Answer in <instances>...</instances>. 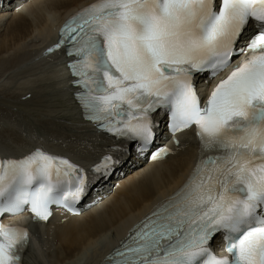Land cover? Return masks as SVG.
I'll use <instances>...</instances> for the list:
<instances>
[{
	"label": "snow or ice",
	"instance_id": "1",
	"mask_svg": "<svg viewBox=\"0 0 264 264\" xmlns=\"http://www.w3.org/2000/svg\"><path fill=\"white\" fill-rule=\"evenodd\" d=\"M249 25L250 54L202 102L194 77L214 78L242 55L236 44ZM65 42L90 119L143 151L155 135L151 114L167 110L172 131L194 127L201 144L185 184L110 264H264V0H97L66 23L56 47ZM111 163L105 157L96 171ZM86 180L42 150L0 160V216L30 205L48 220L53 204L81 198ZM218 234L231 258L209 247ZM28 238L27 229L0 223V264H20Z\"/></svg>",
	"mask_w": 264,
	"mask_h": 264
},
{
	"label": "bare ground",
	"instance_id": "2",
	"mask_svg": "<svg viewBox=\"0 0 264 264\" xmlns=\"http://www.w3.org/2000/svg\"><path fill=\"white\" fill-rule=\"evenodd\" d=\"M2 1L0 154L19 155L39 145L68 153L85 166L110 147L127 152L129 144L120 146L82 118L62 56L49 51L57 42L55 28L72 11L96 0ZM204 79L198 77V81ZM154 120L157 124L161 117L154 115ZM180 138L176 153L165 159L128 165L120 185L79 215L30 222L33 242L23 264H100L133 224L191 173L200 146L192 131L181 133ZM130 159L125 158V164Z\"/></svg>",
	"mask_w": 264,
	"mask_h": 264
}]
</instances>
